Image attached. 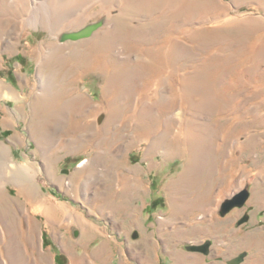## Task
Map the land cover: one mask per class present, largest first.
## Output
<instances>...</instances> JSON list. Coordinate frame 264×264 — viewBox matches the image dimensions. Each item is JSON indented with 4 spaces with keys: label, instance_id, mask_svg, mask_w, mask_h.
<instances>
[{
    "label": "rangeland",
    "instance_id": "rangeland-1",
    "mask_svg": "<svg viewBox=\"0 0 264 264\" xmlns=\"http://www.w3.org/2000/svg\"><path fill=\"white\" fill-rule=\"evenodd\" d=\"M31 2L24 35L0 30V81L22 95L0 98V143L30 168L25 205L0 204V221L43 233L44 262L141 264L149 237L180 238L190 211L224 215L217 199L264 183V0H83L37 25ZM101 17L91 36L57 40ZM81 217L100 230L87 241Z\"/></svg>",
    "mask_w": 264,
    "mask_h": 264
},
{
    "label": "crops",
    "instance_id": "crops-1",
    "mask_svg": "<svg viewBox=\"0 0 264 264\" xmlns=\"http://www.w3.org/2000/svg\"><path fill=\"white\" fill-rule=\"evenodd\" d=\"M82 162L83 160L79 161L80 165H77L76 168L81 167ZM245 188H247V192H249V195L246 199L245 204H243L244 206H235L227 213L220 216H217L215 214L216 209H204V211L198 210L197 212L190 211V213L187 215V226H184L182 228L184 233L182 237L175 238L170 241H164V244L162 241L160 243V241L155 237H147V241H150L148 248L146 246V249H143L142 252H135L139 254L135 256L141 261V264H229V262L232 261L234 257L238 256L241 253H244V256H242L243 259L238 264H264V183L261 186L250 185ZM241 189L233 191L230 195L223 197L221 200L217 199L218 210L220 203L225 198L232 196ZM77 196L79 201H82V199L80 198H82L83 196L81 195L79 197V193H77ZM79 207L80 208H75L74 206H70L66 208L73 213L85 215V213H87V208L85 206ZM202 212H204V215L201 214ZM78 214L76 217L74 216L76 220L80 219ZM54 217H56V215L51 219H47L46 224L48 223L50 225V221L51 224H54ZM31 218H33V216H30L29 211L25 209V225L32 221ZM81 220L84 224V220L86 219L81 217ZM67 221L70 220L67 219ZM29 226L31 225L27 224V226L25 227V234L21 233L19 235V233L17 232L19 236H14L16 233L11 234V236L13 238V242L15 243V248H18L17 250L21 249V252L24 256L22 254L21 255L25 257V260L22 261V264H41V262L43 261V258H40L42 257L41 255L47 256L46 251L42 249L43 233L42 235H40L42 240L41 241L39 236H35V228L33 229V226H31L30 229H28ZM55 228L56 227L53 228L52 232H55ZM79 229L81 232H83L80 233L78 228L76 229L77 234L82 236L80 237L81 241H87L90 239V237H88L85 233H88L89 236L98 233L87 232L83 228V225ZM190 231L194 233L191 236L189 235ZM31 233H33V236L31 235ZM6 239L7 236L4 235L2 236V238H0V241H3V245L6 243ZM110 241L111 239L101 241L95 249L97 251L93 250L94 252L92 253L94 255L91 253L92 256L100 255L103 258L107 257V251L109 249L108 242ZM205 241H209L210 244L208 252L206 254L198 251H190L186 248L187 245H200ZM1 247L0 263L4 264L3 261H9L6 254H4L5 256L2 255V253H4V250L2 252ZM30 252H32L34 256L35 261H33V263H30L28 262L29 260H27L29 259L28 255ZM39 259L41 260V262H39ZM20 261L19 263H21ZM43 262L42 264H45V262Z\"/></svg>",
    "mask_w": 264,
    "mask_h": 264
},
{
    "label": "bare ground",
    "instance_id": "bare-ground-1",
    "mask_svg": "<svg viewBox=\"0 0 264 264\" xmlns=\"http://www.w3.org/2000/svg\"><path fill=\"white\" fill-rule=\"evenodd\" d=\"M4 1L5 2L7 1L6 2V4H8L7 8H4V6H2V3ZM60 1H63V2L60 3ZM60 1L59 0H46L44 3L42 2L40 5H38L35 0H32L31 3L33 4V11L35 12V13L34 12L33 13H34V15L37 14V16L34 17L35 18L34 19L35 20L34 24L37 25V18L39 16H44V15H42V12L44 14H46V15L53 14V13H58V12L60 14L61 13L68 14V13H71V12L73 13L74 11H77V7H78L77 4L80 3V1H83V0H60ZM0 9H1L0 11L2 12L0 14V30L3 31V34L7 35V37L9 38V37H11V35L13 33L16 35L17 32L19 31V28H20V32L18 33V37H19V34H21V36H22V34L24 35V33H25L24 32L25 31V26H24L25 25V13H24V11H25V0H0ZM75 26H79V24H77ZM77 29H73V30H77ZM62 32H65V31H62ZM1 38L2 37H0V39ZM1 41H2V39H1ZM2 48H3V45L0 44V49H1L0 53L3 50ZM1 60H2V57L0 55V63H2ZM20 97H22V95L19 92L12 91V89L9 86L5 85L4 82L0 81V98L16 99V98H20ZM9 113H11V112H9ZM7 155H8V147L6 145H3L2 143H0V187H1L0 196H2L0 204H1L2 208L6 207L7 208V209L5 208L6 211L8 210L10 212V211H12L13 208L17 209V208H20L21 206L25 205V196H24L25 195V187H24V184L21 183L22 180H21V178H19L17 176V174L18 175L22 174V175L25 176V173L28 174L30 172L29 171L30 168L25 166V164H15L13 162V160H11L10 156H7ZM11 171H14L12 175H10ZM12 178H15L14 181H13ZM8 183L12 184V186H14L16 188V192H17L16 196H17V198H15V199L12 198L11 199V196L10 197L8 196L9 194L7 192V187H6V184H8ZM40 203H41L40 204L41 210L46 212L48 215L55 216V215L60 213V211H59L60 210V208H59L60 206L58 204H53L49 198L41 200ZM54 219H55V217H54ZM9 220H11V219H9ZM9 220L0 221L1 222V224H0V238H2L3 235L7 236V239L5 240L6 243L4 244V246L6 248V251L4 250V253H2V255L6 254L7 258H8V261H9V262L3 261V263L4 264H17V263L18 264H22V263H19V261L21 260V259H19V257H21L20 254L23 255V253L21 252L19 254V250H17L18 248L17 249L15 248L16 246H15V243L13 242V238H12L11 234H15L16 233L14 236L18 235V233H19V235L21 233L25 234V227L22 230L19 228L20 232H18V233L16 232L17 230L15 232H13L12 231L13 228L10 227L13 224L12 225L9 224L10 222H12V220L11 221H9ZM17 221H19V223H20L21 220H17ZM53 222L56 223L55 221H53ZM50 225H52L53 228L56 226L53 223L51 224V221H50ZM82 225H83V228L87 232H93V233L94 232H100V230L96 226H93L94 224H92L88 220H84V224H82ZM19 226H21V225H19ZM30 227L31 226H29V228L28 227L27 228L30 229ZM10 228H12V230ZM34 228L35 227H33V229ZM56 230H58V226H56L55 231ZM26 234H30V233H26ZM31 235L33 236V233H31ZM102 250H104V249H102ZM2 252H3V250H2ZM100 257H101L100 255L99 256H93V258H100ZM44 258H46V257L44 256ZM74 258H72V260ZM88 258H89V261H88L89 263L88 264H97V262H95V259L91 260L90 256H88ZM39 262H41L40 259H39ZM42 262H41V264H42ZM45 264H46V262H45Z\"/></svg>",
    "mask_w": 264,
    "mask_h": 264
},
{
    "label": "water",
    "instance_id": "water-1",
    "mask_svg": "<svg viewBox=\"0 0 264 264\" xmlns=\"http://www.w3.org/2000/svg\"><path fill=\"white\" fill-rule=\"evenodd\" d=\"M104 23V18L101 17L98 20L89 22L85 24L82 27H79L77 30L72 31H65L58 35L57 40L58 41H64V40H78L81 38H87L91 36V34L96 31L98 28H100ZM248 190L244 187L241 190L237 191L235 194H233L230 197L225 198L220 203V214H225L232 208L236 207H242L245 204L246 199L249 195ZM209 241H205L200 245H187L186 248L190 251H198L206 254L208 252L209 248ZM242 256H244V253L239 254L238 256L234 257L232 261L229 262V264H238L242 260Z\"/></svg>",
    "mask_w": 264,
    "mask_h": 264
}]
</instances>
